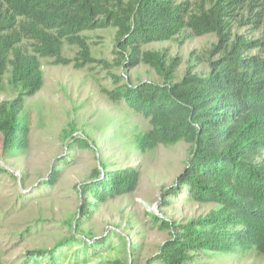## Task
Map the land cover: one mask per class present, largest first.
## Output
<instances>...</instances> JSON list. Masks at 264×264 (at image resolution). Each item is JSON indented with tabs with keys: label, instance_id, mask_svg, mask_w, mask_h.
I'll list each match as a JSON object with an SVG mask.
<instances>
[{
	"label": "trees",
	"instance_id": "trees-1",
	"mask_svg": "<svg viewBox=\"0 0 264 264\" xmlns=\"http://www.w3.org/2000/svg\"><path fill=\"white\" fill-rule=\"evenodd\" d=\"M110 26L120 62L149 65L160 80L132 84L113 75L114 87L102 86V93L149 120V130L134 133L142 153L182 140L192 144L186 167L165 194L182 189L185 200L217 204L185 223L155 215L172 236L150 262L191 264L199 254L239 249L263 254L264 35L258 32L264 30V0H0V95L8 87L18 93L0 102L3 155L29 147L31 125L23 111L26 98L45 84L41 58L78 68L95 62L85 32ZM243 28L248 32L237 30ZM186 29L193 36L217 35L207 52L208 74L189 67L179 77L177 57L144 48ZM66 45L77 48L75 58L65 55ZM66 137L76 140L73 131ZM80 144L90 146V140ZM140 179L137 166L103 165L77 187L94 205L135 191ZM88 211L81 206L78 230ZM71 242L31 250L33 264H57L56 251ZM97 242L106 246L107 239Z\"/></svg>",
	"mask_w": 264,
	"mask_h": 264
},
{
	"label": "rangeland",
	"instance_id": "rangeland-1",
	"mask_svg": "<svg viewBox=\"0 0 264 264\" xmlns=\"http://www.w3.org/2000/svg\"><path fill=\"white\" fill-rule=\"evenodd\" d=\"M237 30L248 32L246 28ZM190 33L186 29L172 40L152 42L144 48L177 57L179 77L189 67L208 74L207 52L217 35ZM258 34L264 35V30ZM85 35L95 62L78 68L75 62L54 64L53 58H41L45 84L26 98L23 111L31 125L28 149L3 155L0 133V264H33L31 250L51 248L65 238L72 242L56 251L57 264H162L150 262V258L171 238L172 229L162 227L155 215L185 223L217 207L214 202L185 200L182 189L165 194L164 189L186 167L192 144L182 140L142 153L134 133L149 130V120L124 101L112 102L101 91L102 86L114 87L113 75L132 84L159 81V75L149 65L127 67L120 62L114 27L86 31ZM64 53L75 58L77 48L66 45ZM17 94L8 87L0 102ZM69 131L76 140L66 137ZM87 139L90 146H81ZM103 165L108 169L137 166L140 184L131 193L89 205L95 200L82 195L77 185L91 180L94 170ZM81 206H88L89 211L80 218L78 230ZM103 239H107L106 246L97 242ZM41 264L53 262L43 259ZM191 264H264V253L241 249L207 252Z\"/></svg>",
	"mask_w": 264,
	"mask_h": 264
},
{
	"label": "built area",
	"instance_id": "built-area-1",
	"mask_svg": "<svg viewBox=\"0 0 264 264\" xmlns=\"http://www.w3.org/2000/svg\"><path fill=\"white\" fill-rule=\"evenodd\" d=\"M155 208V207H154ZM156 209V211H158V209L157 208H155Z\"/></svg>",
	"mask_w": 264,
	"mask_h": 264
}]
</instances>
